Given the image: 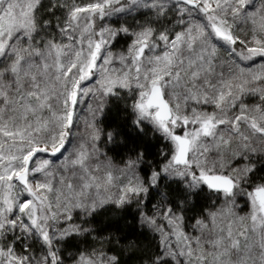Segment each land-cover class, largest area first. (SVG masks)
<instances>
[{"label":"snow or ice","instance_id":"1","mask_svg":"<svg viewBox=\"0 0 264 264\" xmlns=\"http://www.w3.org/2000/svg\"><path fill=\"white\" fill-rule=\"evenodd\" d=\"M0 264H264V0H0Z\"/></svg>","mask_w":264,"mask_h":264},{"label":"trees","instance_id":"2","mask_svg":"<svg viewBox=\"0 0 264 264\" xmlns=\"http://www.w3.org/2000/svg\"><path fill=\"white\" fill-rule=\"evenodd\" d=\"M112 120H117V112H116L115 109H114L113 112L110 113V114L108 115V117H107V121H112ZM107 121H106V122H107ZM153 151H155L154 148H153ZM110 154L115 155V153H110ZM109 222H110V216H109V217H104V218L101 219V223H102V224H107V223H109ZM139 239H140L143 243H145V244H147V243L149 242V241H148L145 237H143V236H140Z\"/></svg>","mask_w":264,"mask_h":264},{"label":"rangeland","instance_id":"3","mask_svg":"<svg viewBox=\"0 0 264 264\" xmlns=\"http://www.w3.org/2000/svg\"><path fill=\"white\" fill-rule=\"evenodd\" d=\"M81 107H83V105Z\"/></svg>","mask_w":264,"mask_h":264}]
</instances>
